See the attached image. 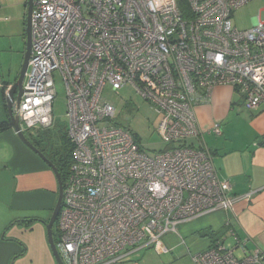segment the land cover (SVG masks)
Masks as SVG:
<instances>
[{
  "label": "built area",
  "instance_id": "obj_1",
  "mask_svg": "<svg viewBox=\"0 0 264 264\" xmlns=\"http://www.w3.org/2000/svg\"><path fill=\"white\" fill-rule=\"evenodd\" d=\"M253 0H32L30 56L13 112L22 131L53 126L55 73L66 92V137L72 145L61 208L54 223L63 264H118L180 225L251 202L230 196L200 135L196 107L227 86L246 109L264 105V23L232 25ZM130 85L158 115L167 149L148 155L117 123L103 96ZM3 86L0 78V89ZM212 133L220 136L215 125ZM234 249L243 255L236 257ZM192 264H264V253L222 241L191 253Z\"/></svg>",
  "mask_w": 264,
  "mask_h": 264
},
{
  "label": "crops",
  "instance_id": "obj_2",
  "mask_svg": "<svg viewBox=\"0 0 264 264\" xmlns=\"http://www.w3.org/2000/svg\"><path fill=\"white\" fill-rule=\"evenodd\" d=\"M23 39L25 50V33ZM195 112L201 133L187 145L207 148L219 178L230 182L229 195L253 192L251 202L180 225L177 233L151 246L152 254L141 256L144 263L135 259L137 251L118 264H192L191 253L204 252L216 241L233 249L236 239L246 241L247 253H264V105L248 110L230 87L222 86ZM5 121L0 118V264H57L46 230L58 197L57 179ZM215 125L222 128L220 136L212 133ZM48 130L26 138L33 144ZM234 254L243 255L239 249Z\"/></svg>",
  "mask_w": 264,
  "mask_h": 264
},
{
  "label": "rangeland",
  "instance_id": "obj_3",
  "mask_svg": "<svg viewBox=\"0 0 264 264\" xmlns=\"http://www.w3.org/2000/svg\"><path fill=\"white\" fill-rule=\"evenodd\" d=\"M27 0H0V77L3 86L12 83L19 73V63H22L24 55V39ZM257 18L264 23V0H253L237 9L232 15V25L239 30H248L257 23ZM55 92L53 101V126L46 132L50 139V148L58 153V157L65 158V143L62 136L65 134L67 119L66 92L62 79L55 73ZM102 96L112 103L116 109L117 123L129 129L136 139V143L142 147L148 155L163 151L168 144L163 142L156 133L159 121L158 115L150 105L142 100L136 91L126 85L118 91H113L109 86L103 90ZM6 106L4 90L0 89V118H6ZM30 137L29 132H24ZM142 240L137 262L142 261L145 252L151 253V246L144 247L147 238ZM229 244V242H228ZM153 246V245H152ZM147 248V249H146ZM238 256V254H235ZM144 263V260L142 261Z\"/></svg>",
  "mask_w": 264,
  "mask_h": 264
},
{
  "label": "water",
  "instance_id": "obj_4",
  "mask_svg": "<svg viewBox=\"0 0 264 264\" xmlns=\"http://www.w3.org/2000/svg\"><path fill=\"white\" fill-rule=\"evenodd\" d=\"M31 13H32V0H27V11H26V21H25V50L22 65L20 68V72L16 78V80L11 85H5V106L8 120L17 134L18 138L32 151L34 152L49 168L53 171L57 183H58V197L52 212L51 218L46 226L47 230V237L48 243L53 253V256L57 262V264H63L58 251L55 246L54 238H53V226L58 216L59 210L61 208L62 197H63V181L57 171V168L54 164L40 151L38 150L33 144L26 138L24 133H22L18 117L13 112V106L15 105L18 107L21 95L23 93V82L25 73L27 70L28 60L30 56V28H31Z\"/></svg>",
  "mask_w": 264,
  "mask_h": 264
},
{
  "label": "trees",
  "instance_id": "obj_5",
  "mask_svg": "<svg viewBox=\"0 0 264 264\" xmlns=\"http://www.w3.org/2000/svg\"><path fill=\"white\" fill-rule=\"evenodd\" d=\"M178 9L181 11V13L186 16L188 12V4L187 0H176ZM8 126H10V122L8 120V117L6 116V121L4 122ZM48 130V129H47ZM47 132V131H46ZM46 132H42L38 134L37 136L40 138V140H36L35 143H33V146L37 145L41 148V152L54 164V166L57 168V171L62 179V181H65L70 159H71V151H72V145L68 141L66 137V133L62 136V139L65 143V158L58 157V153L54 152L50 148V139L47 137ZM136 141V139H135ZM169 148V147H168ZM210 152V151H209ZM212 232H207L206 235H211ZM55 231L53 228V236L55 237Z\"/></svg>",
  "mask_w": 264,
  "mask_h": 264
}]
</instances>
